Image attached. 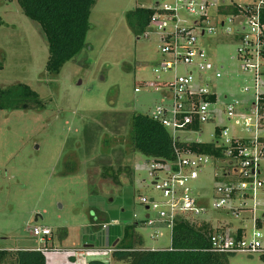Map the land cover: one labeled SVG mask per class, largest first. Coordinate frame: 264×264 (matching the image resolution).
Returning a JSON list of instances; mask_svg holds the SVG:
<instances>
[{
  "label": "rangeland",
  "instance_id": "rangeland-1",
  "mask_svg": "<svg viewBox=\"0 0 264 264\" xmlns=\"http://www.w3.org/2000/svg\"><path fill=\"white\" fill-rule=\"evenodd\" d=\"M154 3L96 0L86 47L54 77L45 70L49 49L39 24L22 12L17 1L0 0V89L25 83L39 93L43 105L0 109V249L42 247L48 250L47 264H88L97 259L88 256L91 249L101 253L117 249L128 225L146 249L171 245V229L157 218L149 226L148 211L140 202L141 196L160 198L149 176L152 161L138 152L132 154L126 144L132 114L151 115L163 104L153 82L173 75L158 79L154 73L160 41L153 26L146 28L149 35L138 37L125 18L127 11ZM209 45L210 60L225 68L215 81L216 118L204 124L201 135H191L202 141L212 139L215 126L234 127L220 113L225 95L241 105L250 100V93L241 91L250 81L233 58L234 46L217 37ZM135 87L141 91L135 92ZM67 160L70 167L78 163L76 172H65ZM118 165L131 167L132 176L121 175L115 183L101 175V166ZM214 172V165L207 164L200 180L192 184L206 199L207 211L200 217L213 224L237 221L212 207ZM35 225L50 228L52 234L40 240L33 234ZM155 228L163 235L152 238ZM251 230L247 222L246 234ZM259 231L264 246V222ZM104 261L120 264L109 254ZM230 264H264V259L260 254L235 253Z\"/></svg>",
  "mask_w": 264,
  "mask_h": 264
},
{
  "label": "built area",
  "instance_id": "built-area-1",
  "mask_svg": "<svg viewBox=\"0 0 264 264\" xmlns=\"http://www.w3.org/2000/svg\"><path fill=\"white\" fill-rule=\"evenodd\" d=\"M153 7L156 10L148 26H153L160 41V59L154 73L158 79L170 72L173 75L153 82L155 90L162 94L163 104L155 108L151 117L171 132L174 143L186 142V147L174 145L176 158L172 163L152 161L149 176L160 198L140 197L148 211L146 222L152 226L157 218L172 232L179 213L196 217L205 214L206 199L192 184L200 180L204 166L212 164L216 179L212 207L252 226L248 234L240 236L237 231L231 234L218 227L211 237L212 249L264 254L259 231L264 222V0L242 4L225 0H155ZM144 34L149 35L147 30ZM212 36L234 46L233 58L250 81L242 85L241 91L249 92L250 100L241 105L239 100H228L225 95L220 113L234 127L215 126L210 133L212 139L202 141L191 135H201L204 124L216 118L219 94L215 81L222 77L221 68H225L223 64L216 67L210 60ZM140 91L135 87V92ZM190 143H212L220 149V155L194 151ZM32 231L40 240L52 234L45 226L35 225ZM162 235L158 228L152 232V238ZM36 250L48 252L42 247ZM116 250L110 247L101 253L91 249L88 256L105 260Z\"/></svg>",
  "mask_w": 264,
  "mask_h": 264
},
{
  "label": "trees",
  "instance_id": "trees-1",
  "mask_svg": "<svg viewBox=\"0 0 264 264\" xmlns=\"http://www.w3.org/2000/svg\"><path fill=\"white\" fill-rule=\"evenodd\" d=\"M17 1L22 12L41 27L49 49L46 72L57 77L65 63L72 60L86 47L90 29L89 17L96 0H9ZM154 7L137 6L126 12L128 26L136 36H142L155 12ZM41 107L37 91L25 83H16L0 89V109H29ZM126 144L131 153L138 152L147 160L172 163L176 153L174 145L182 149L186 142H175L171 132L154 120L151 115L134 113L129 118ZM197 152L220 155L212 143H190ZM68 157V156H67ZM65 161V172L74 173L78 163L70 167ZM133 169L129 166H101V175L115 183L121 175L130 178ZM188 213H179L172 231L171 245L164 250L144 248L141 237L133 232V226L125 228L116 243L112 257L120 264H230L235 253L212 249L211 237L217 231L213 223ZM240 236V232H238ZM264 259V254H260ZM0 264H47L45 254L36 249H0ZM88 264H107L104 260L92 259Z\"/></svg>",
  "mask_w": 264,
  "mask_h": 264
},
{
  "label": "crops",
  "instance_id": "crops-1",
  "mask_svg": "<svg viewBox=\"0 0 264 264\" xmlns=\"http://www.w3.org/2000/svg\"><path fill=\"white\" fill-rule=\"evenodd\" d=\"M236 220L237 221H232V220H227V219L219 220L216 224H213V225L215 227H222L225 230H227V232H229L231 234H234L237 231V232H240L241 235H243L244 233H246L247 221H241L239 219H236ZM36 248L35 247H33V248L32 247H28V248L27 247H23V248H19V249H36ZM14 249H16V248H14ZM45 257H46V254H45Z\"/></svg>",
  "mask_w": 264,
  "mask_h": 264
},
{
  "label": "water",
  "instance_id": "water-1",
  "mask_svg": "<svg viewBox=\"0 0 264 264\" xmlns=\"http://www.w3.org/2000/svg\"><path fill=\"white\" fill-rule=\"evenodd\" d=\"M152 183H155V182H152ZM152 183H151V184H152Z\"/></svg>",
  "mask_w": 264,
  "mask_h": 264
}]
</instances>
